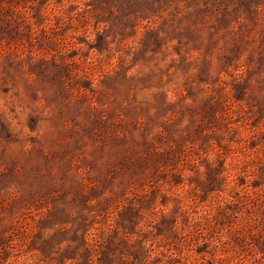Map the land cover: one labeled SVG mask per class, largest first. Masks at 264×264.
I'll use <instances>...</instances> for the list:
<instances>
[{
    "label": "rangeland",
    "instance_id": "1",
    "mask_svg": "<svg viewBox=\"0 0 264 264\" xmlns=\"http://www.w3.org/2000/svg\"><path fill=\"white\" fill-rule=\"evenodd\" d=\"M0 264H264V0H0Z\"/></svg>",
    "mask_w": 264,
    "mask_h": 264
}]
</instances>
